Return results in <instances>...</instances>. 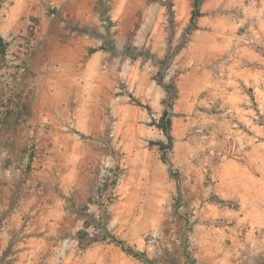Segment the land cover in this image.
Segmentation results:
<instances>
[{"label": "rangeland", "instance_id": "rangeland-1", "mask_svg": "<svg viewBox=\"0 0 264 264\" xmlns=\"http://www.w3.org/2000/svg\"><path fill=\"white\" fill-rule=\"evenodd\" d=\"M193 2L2 0L0 34L25 53L43 20L46 31L64 23L97 47L151 53L161 63L113 54L129 62L130 83L113 81V89L128 88L129 106L104 108L103 122L97 116L103 128L82 137L76 177L65 193L57 187L41 221L15 228L10 210L2 212L0 264H147L103 241L108 235L156 264H264V0H206L190 29ZM87 4L95 21L75 26ZM10 55L8 47L0 54L7 104L18 96L2 72L14 66ZM104 67L103 58L98 90L110 84ZM165 108L170 164L152 145L166 140L154 125Z\"/></svg>", "mask_w": 264, "mask_h": 264}, {"label": "crops", "instance_id": "crops-1", "mask_svg": "<svg viewBox=\"0 0 264 264\" xmlns=\"http://www.w3.org/2000/svg\"><path fill=\"white\" fill-rule=\"evenodd\" d=\"M76 19L75 26H90L95 6L83 5ZM41 22L30 40L32 52L25 53L17 41L7 45L14 66L2 69L18 96L7 104L0 85V217L10 210L15 228L25 219L41 221L47 209L55 208L57 187L65 193L66 180L76 177L82 137L103 128L95 124L98 115L105 121L104 108L117 102L122 103L118 108L129 106L128 88L113 89L114 80L130 83L128 60L114 58L109 50L91 53L102 46L90 34L67 31L58 22L46 31ZM103 58L110 84L98 90ZM116 92L124 94L114 99Z\"/></svg>", "mask_w": 264, "mask_h": 264}, {"label": "trees", "instance_id": "trees-1", "mask_svg": "<svg viewBox=\"0 0 264 264\" xmlns=\"http://www.w3.org/2000/svg\"><path fill=\"white\" fill-rule=\"evenodd\" d=\"M206 0H194L193 2V10L191 13V18H190V29H198V20L203 17V13L201 11L202 5ZM1 4L2 0H0V9H1ZM6 48H7V43L5 42L4 38L0 34V54L2 57L5 56L6 54ZM99 50H109L115 55H124L127 54L133 59L137 58H144L148 57L149 59L155 61V62H160V60L151 53H139L136 54L135 52H131L130 50H127L126 52H118L117 49L110 45L107 44L105 46H102L101 48L97 50H92L91 53H94ZM161 63V62H160ZM159 75H162V72H159ZM163 86V84H160ZM165 91L169 94L170 91L172 90V86L166 85L163 86ZM140 105V104H139ZM141 106V105H140ZM164 135L166 140L165 141H157V142H152V145L157 146L158 150L160 152V159L164 164H170L169 160V152L173 150L174 146V137L172 134V118H171V113L168 108H165L163 111V114L158 122H155L154 124ZM170 173L173 175V170H170ZM220 203H224L221 201ZM80 235L83 236L84 232H80ZM103 241H108L109 243H112L116 245L117 247H120L124 252H126L128 255L135 257L137 259L142 260L143 262L147 264H156L154 260H151L146 253L136 251L132 249L130 246L127 245L125 241L118 240L115 236L113 235H108L104 236L102 238ZM79 241L82 242L83 238H79Z\"/></svg>", "mask_w": 264, "mask_h": 264}]
</instances>
